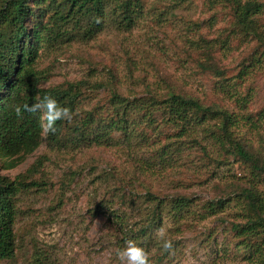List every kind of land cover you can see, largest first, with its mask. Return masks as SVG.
Segmentation results:
<instances>
[{
	"label": "rangeland",
	"instance_id": "obj_1",
	"mask_svg": "<svg viewBox=\"0 0 264 264\" xmlns=\"http://www.w3.org/2000/svg\"><path fill=\"white\" fill-rule=\"evenodd\" d=\"M50 2L46 21L64 14L59 1ZM115 5L107 3L98 29L72 21L61 24L57 45L62 48L42 52L36 63L46 75L41 87L112 81L110 87L130 99L181 93L207 106L249 114L260 125L264 66L244 79L237 77L264 51V12L259 17L260 39L235 29L230 8L208 0L177 7L167 0H142L131 24L114 15ZM225 79L237 83L242 95L251 89L244 111L224 92L226 88H220ZM110 95L106 88L85 90V108L92 109ZM250 129L254 141H259L256 129ZM162 130L157 140L156 131L144 127L133 132L129 142L115 134L108 146H52L45 140L15 169H5L0 161V176L10 181L20 177L27 185L16 201L15 256L0 264H126L116 255L125 246L118 226L105 213L95 215L96 206L111 205L134 217L154 206L147 201L148 191L165 202L177 196L192 201L182 219L163 212L164 235L158 238L156 230L154 238L174 244L162 261L156 260L162 251L153 247L148 264H251L248 251L238 247L240 240L231 231V223L240 221L239 203L230 200L212 212L204 206L249 183L264 190L263 184L254 182L249 166L219 150L201 127L195 136L214 159L223 161L206 159L195 147L168 165L157 152L170 133ZM259 131L264 135V124ZM140 168L147 170L141 174Z\"/></svg>",
	"mask_w": 264,
	"mask_h": 264
},
{
	"label": "trees",
	"instance_id": "obj_2",
	"mask_svg": "<svg viewBox=\"0 0 264 264\" xmlns=\"http://www.w3.org/2000/svg\"><path fill=\"white\" fill-rule=\"evenodd\" d=\"M47 1H59V7L64 14L50 17L46 21L49 8ZM109 1L116 3L113 12L120 21L131 24L135 8H142V0H2L0 4V161L5 169H15L26 156L32 154L45 140L52 146L67 144L77 147L108 146L119 134L126 142L133 138V132L138 128H149L156 131L155 140L162 135L163 130L169 131L166 144L160 147L159 157L168 165L178 159L174 157L184 150L192 151L200 147L206 159H214L208 148L195 136L198 127L208 134L219 150L239 159L251 169L254 182L264 186V135L259 128L264 124V110L256 122L246 113L230 112L220 106H207L199 99L170 93L161 97L149 93L147 98L124 97L112 89V81H96L90 83L80 81L66 85L41 87L46 75L36 69V63L41 53L46 50L61 49L58 46L61 39L63 22L72 21L75 24H85L89 29L100 27L104 21L106 5ZM177 7L190 0H167ZM230 8L234 19V28L247 36L262 38L259 17L264 12V3L260 0H208ZM55 18V20L53 19ZM210 47L211 42H204ZM264 45V41H263ZM264 66V51L254 56L248 67L240 71L237 78L244 79L253 69ZM216 72H220L215 68ZM221 75V74H219ZM112 80L113 77L111 76ZM220 88L234 101L240 111H244L251 101V89L242 95L237 83H229L225 79ZM108 89L111 93L108 100L97 103L92 109L85 108V90L94 92L98 89ZM224 90V89H223ZM45 96L54 98L62 107H68L72 120L57 121L55 132H45L40 113H28L23 110L24 104L39 102ZM21 106V114L17 115L15 107ZM203 126V127H202ZM256 129L259 141H254L253 131ZM253 133V134H252ZM255 135V134H254ZM259 146V147H258ZM261 148V149H259ZM147 169L140 168L141 174ZM33 184L36 183L33 182ZM24 182L17 177L10 181L0 176V261L12 260L17 249L16 201L24 190ZM234 195L224 197L205 204L204 209L212 212L223 207L228 201L239 203L237 214L239 222L231 223V231L240 241L238 247L248 251L251 264H264V190H259L254 183L248 187L235 189ZM123 195H120L122 197ZM147 201L154 204L152 209L137 216H131L127 211L114 206L102 204L96 206L95 215L105 213L118 226L122 234V242L133 240L142 247L146 254L153 247L162 251L156 260L162 261L169 252L162 248L154 238V232L161 228L163 212L167 210L175 219H182L189 212L192 201L183 196H177L165 202L148 191ZM234 197V199H230ZM139 211V210H138ZM134 219V220H133ZM172 243V242H171ZM174 244V243H172Z\"/></svg>",
	"mask_w": 264,
	"mask_h": 264
},
{
	"label": "clouds",
	"instance_id": "obj_3",
	"mask_svg": "<svg viewBox=\"0 0 264 264\" xmlns=\"http://www.w3.org/2000/svg\"><path fill=\"white\" fill-rule=\"evenodd\" d=\"M22 108L28 113H40L44 121L42 128L45 132H55L57 121H71L73 116L68 107L60 106L57 101L50 96H45L39 102L31 105L24 104ZM15 112L17 115H20L21 106L15 107ZM163 235L164 229H157V237L162 238ZM162 248L164 250H170L172 248L171 241L164 239L162 241ZM116 255L121 262L126 261V264H148V257L145 250L138 246L133 240H127L125 246L117 250Z\"/></svg>",
	"mask_w": 264,
	"mask_h": 264
}]
</instances>
